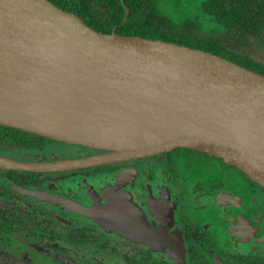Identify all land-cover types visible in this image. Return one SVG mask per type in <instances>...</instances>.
Listing matches in <instances>:
<instances>
[{"label": "water", "instance_id": "95a60500", "mask_svg": "<svg viewBox=\"0 0 264 264\" xmlns=\"http://www.w3.org/2000/svg\"><path fill=\"white\" fill-rule=\"evenodd\" d=\"M0 125L102 150L59 171L187 147L264 187V75L175 42L103 33L49 0H0Z\"/></svg>", "mask_w": 264, "mask_h": 264}, {"label": "flooded vegetation", "instance_id": "af4514ba", "mask_svg": "<svg viewBox=\"0 0 264 264\" xmlns=\"http://www.w3.org/2000/svg\"><path fill=\"white\" fill-rule=\"evenodd\" d=\"M6 127L5 158L103 152L44 136L16 144L6 137L32 138ZM0 264H264V187L187 147L59 171L0 167Z\"/></svg>", "mask_w": 264, "mask_h": 264}, {"label": "trees", "instance_id": "16d2710c", "mask_svg": "<svg viewBox=\"0 0 264 264\" xmlns=\"http://www.w3.org/2000/svg\"><path fill=\"white\" fill-rule=\"evenodd\" d=\"M49 1L76 14L96 31L108 34L114 31L120 35L160 39L202 49L264 75V63L228 43L230 38L234 40L240 33L245 34V41L250 37L262 38L264 0ZM6 128L32 138L6 137L16 144L32 146L33 139L43 138L19 129Z\"/></svg>", "mask_w": 264, "mask_h": 264}, {"label": "rangeland", "instance_id": "374dc122", "mask_svg": "<svg viewBox=\"0 0 264 264\" xmlns=\"http://www.w3.org/2000/svg\"><path fill=\"white\" fill-rule=\"evenodd\" d=\"M245 38H246L245 34L240 33L236 35L234 40H231L230 38V40H228L229 41L228 43L232 47H237L239 49H242L244 53L249 54L255 60L264 63V33L262 38L260 39L250 37L248 40L245 41ZM238 41L241 43V45L239 44ZM245 42L247 43L245 44Z\"/></svg>", "mask_w": 264, "mask_h": 264}]
</instances>
